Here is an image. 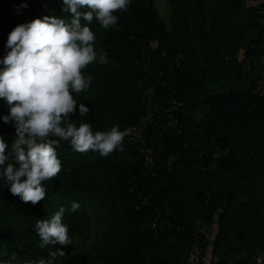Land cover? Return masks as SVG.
<instances>
[{
    "label": "trees",
    "instance_id": "obj_1",
    "mask_svg": "<svg viewBox=\"0 0 264 264\" xmlns=\"http://www.w3.org/2000/svg\"><path fill=\"white\" fill-rule=\"evenodd\" d=\"M167 3L169 27L155 0H130L114 13V27L95 18L88 25L107 63L83 70L90 87L72 95L89 112L80 116L77 105L70 119L94 133L127 130L123 151L102 157L61 141V171L43 182L46 197L35 205L13 196L0 176V264H264V95L256 91L264 0ZM64 7L63 0H0V61L17 25L44 16L67 21ZM7 114L0 99V117ZM0 137L12 162V123L0 119ZM211 138L228 150L206 170L200 153ZM61 207L70 238L86 244L93 221L97 230L85 249L53 259L55 244L41 248L34 226ZM193 242L201 247L197 263L188 255Z\"/></svg>",
    "mask_w": 264,
    "mask_h": 264
},
{
    "label": "clouds",
    "instance_id": "obj_2",
    "mask_svg": "<svg viewBox=\"0 0 264 264\" xmlns=\"http://www.w3.org/2000/svg\"><path fill=\"white\" fill-rule=\"evenodd\" d=\"M129 4L130 0H63L64 11L71 14L69 20L44 16L19 24L9 33L6 46L10 51L0 61V99L8 114L0 119L13 124L15 138L9 162L8 145L0 137V176L11 194L23 202L35 205L45 199L43 182L56 178L62 168L56 151L61 141L70 142L79 153L95 151L102 157L118 148L123 151L127 130L114 125L94 133L90 123L77 127L70 116L78 105L72 93L83 92L92 81L83 70L96 61L107 63L106 53L97 55L96 37L88 25L95 18L104 29L114 27L118 22L114 13L127 11ZM78 107L80 116L88 114L83 103ZM78 208L73 202L69 211ZM64 213L61 207L50 219L37 220L34 227L41 248L72 244L68 226L62 222ZM57 254L65 255L62 250L49 253L53 259Z\"/></svg>",
    "mask_w": 264,
    "mask_h": 264
},
{
    "label": "built area",
    "instance_id": "obj_3",
    "mask_svg": "<svg viewBox=\"0 0 264 264\" xmlns=\"http://www.w3.org/2000/svg\"><path fill=\"white\" fill-rule=\"evenodd\" d=\"M256 85L257 94L260 96L264 95V71L262 72V78L256 81ZM169 126H173V122H170ZM142 149L143 148L141 147L139 148L140 151ZM227 150L228 149L224 147L220 143V141L211 138L209 142H207V147H205V149H203L200 153L204 154L205 159L209 160L207 163H204V168L206 170L214 168L217 165L215 160L218 159L221 155L225 154ZM144 159L146 167H154L155 161L153 160L152 150L150 148L145 150ZM205 159H203V162ZM200 253L201 247L196 242H193V244H191V247L188 250L189 258L193 262L197 263L199 261ZM256 260L259 263L262 262V254L258 255L256 257Z\"/></svg>",
    "mask_w": 264,
    "mask_h": 264
},
{
    "label": "rangeland",
    "instance_id": "obj_4",
    "mask_svg": "<svg viewBox=\"0 0 264 264\" xmlns=\"http://www.w3.org/2000/svg\"><path fill=\"white\" fill-rule=\"evenodd\" d=\"M155 1L157 4V10H158L159 15L165 20L166 26L169 27V21H170L169 20V6L167 3V0H155ZM96 230H97V226H96V223L93 221L92 229H91V239L88 243L83 244L80 241L76 240V237L74 236L73 238L72 237L70 238L72 244L67 245V246H61L60 244L57 243L55 244V248L57 250H62V251L72 250L75 248L85 249L88 246V244L92 242L93 237L96 233Z\"/></svg>",
    "mask_w": 264,
    "mask_h": 264
}]
</instances>
